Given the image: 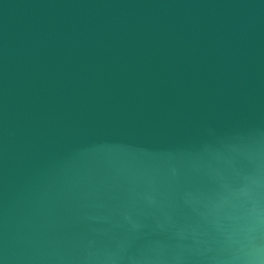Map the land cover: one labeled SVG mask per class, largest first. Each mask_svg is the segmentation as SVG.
Wrapping results in <instances>:
<instances>
[{
	"label": "water",
	"instance_id": "water-1",
	"mask_svg": "<svg viewBox=\"0 0 264 264\" xmlns=\"http://www.w3.org/2000/svg\"><path fill=\"white\" fill-rule=\"evenodd\" d=\"M0 264H264V0H0Z\"/></svg>",
	"mask_w": 264,
	"mask_h": 264
}]
</instances>
